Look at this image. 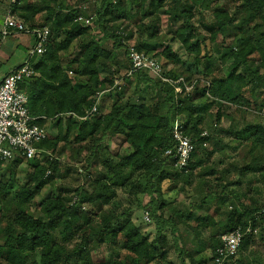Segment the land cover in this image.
I'll use <instances>...</instances> for the list:
<instances>
[{"label": "trees", "instance_id": "trees-1", "mask_svg": "<svg viewBox=\"0 0 264 264\" xmlns=\"http://www.w3.org/2000/svg\"><path fill=\"white\" fill-rule=\"evenodd\" d=\"M81 1L10 0V10L12 14L19 12L23 19L24 30L21 33L33 32L37 35L46 27L50 30L47 51L33 63L36 74L24 82L23 90L29 96L32 114L47 119L70 112L83 115L93 105V97L104 91L98 112L89 121H82L74 115L67 116L64 121L65 135L58 133L51 137L48 133L42 145L48 151L56 152L60 142H67L72 137L73 141L83 144V148L89 151L88 163L97 162L104 171L92 182L91 191L78 188L75 190L78 198L76 196L74 201L72 198L69 202L62 191L57 194L53 189L43 200L38 198L50 180L48 171L59 169L60 161L52 154L29 160L33 168L32 177L14 190L11 178L1 177L0 217L7 218L9 233L0 244V264H160L167 259V251L160 250L164 247L163 232L168 227L180 258L184 253L177 238L180 225L188 227L197 236L210 229L207 244L213 250L210 258L190 256L189 263L181 258L182 264H214V253L222 243V236L237 228L243 231L248 226L260 228L263 238L264 203L254 206L242 204V211L236 207L221 210L224 203L222 197L230 193L234 197L232 204L236 206L239 195L233 190L219 194L211 189L202 198V204H206L204 212L196 213L189 208L172 210L164 198L163 183L169 180L170 188H174L180 179L191 183L189 171L210 161L215 152L225 148L222 137L201 135L205 130L206 113L213 107L218 105V121L224 101L239 108L264 110V96L258 99L255 92L250 98L244 95L245 88L249 86L251 91L258 87L264 89V0H222L223 3H220L221 0H150L149 5L141 9V3L136 7L135 0H129V10L127 0H84L91 4L89 9H83ZM167 4L170 5V20L180 22L176 27L171 25L168 34H172L170 40H178L185 49V60L174 49L172 42L158 44L156 41L160 35L159 12ZM80 16L93 17L102 36L89 34L91 26H84L78 21ZM121 19L131 20L136 31H124L126 35L123 31H115L112 23ZM145 19L149 21L145 22ZM195 19L210 32L208 38L216 43L218 56L211 51L208 39L199 31ZM143 33L147 34L146 38L142 37ZM227 33L233 34L230 43L224 47L217 44L219 36ZM73 42H76L77 51L72 58L66 59L62 52L68 50ZM131 46L177 65L175 71L165 67L164 74L184 77L189 83L196 80L193 89L176 92L174 85L145 70L129 74L132 69ZM159 48H162L161 51H158ZM256 51H260L261 61L257 68H252L249 58ZM228 62L227 72L220 73L219 65ZM241 70L251 74L249 81ZM118 75L125 85L114 86ZM198 75L209 76L210 85L195 78ZM129 85L134 86L131 94H127ZM143 86L147 87L145 94ZM149 90L154 93H149ZM63 119L58 116L54 122L62 125ZM176 119L182 122L185 132L196 144L192 158L183 170L175 167L171 156L166 154L176 144L173 138ZM45 122V119L40 120L42 124ZM235 135L240 145L250 143L251 151L259 148L258 155L251 162L235 167L240 175L236 183H240L249 172L259 173L264 183L263 121L248 123ZM114 137H122V142L116 151H110L109 146L103 145L104 140ZM210 143L212 148H208ZM21 161L16 158L12 160V165L16 166ZM211 173H216V169H211ZM225 175L223 170L222 176ZM207 182L204 179L203 184ZM119 186L128 188L132 194L153 196L148 205L151 206V216L157 222L154 239L151 240L130 221L127 211L116 217L100 212L93 220L83 210L85 202L97 203L101 207L115 203L113 205L117 207L115 187ZM213 206L220 217L210 214ZM164 210L170 212L168 220ZM124 218H127L125 224L122 222ZM87 224L90 230L84 229ZM254 235L253 231L244 235L239 253H244L254 244ZM103 241L122 243L123 258L116 256L111 260L94 261L90 247ZM70 242L74 245L71 246ZM201 242L206 244V239ZM38 251L46 258L44 261L36 259ZM241 263V258L226 262Z\"/></svg>", "mask_w": 264, "mask_h": 264}, {"label": "rangeland", "instance_id": "rangeland-1", "mask_svg": "<svg viewBox=\"0 0 264 264\" xmlns=\"http://www.w3.org/2000/svg\"><path fill=\"white\" fill-rule=\"evenodd\" d=\"M72 2H76V0H70ZM150 0H135L134 4L137 7L138 4L141 5V8L149 5ZM126 6L128 10L130 8V2L127 0ZM220 3H223L221 0ZM83 9H89L91 4L86 1H81L80 4ZM169 4L163 5L160 10L161 20L160 23V35L157 38V43H167L172 42L173 47L178 53H180L183 60L187 58V54L185 53V49L182 48L181 43L176 40L172 41L170 38L172 34H168L169 27L174 24L179 25V21L170 20V11L168 10ZM134 7V5L132 6ZM233 7V3L230 4V8ZM135 8V7H134ZM10 0H0V10L11 13L10 11ZM12 10V9H11ZM19 12H15L13 14L18 19L22 20L19 16ZM145 22L149 21V19H145ZM207 21V19H206ZM194 23L199 27V31L201 34L207 37V41L209 42V46L211 47V51L218 56V49L215 42L211 41L208 37L210 36V32L207 31L203 24H200L198 20H194ZM112 27L117 32H128L133 29L136 31V26L133 24L131 20H118L112 23ZM124 32V33H125ZM234 34V30L232 29ZM32 34V33H31ZM89 34H94L97 37L102 36V32L99 29V26L96 22L90 27ZM233 34L227 33L225 35H220L217 39V44L228 45L230 41L233 39ZM143 37L146 38L147 34L143 33ZM19 38V37H18ZM135 40V39H133ZM22 44L18 42L13 37H10L5 45L8 47V52L5 54H0L3 64L1 66V71L4 72L9 66L14 64L24 63L28 60V56L33 52L31 50L33 48V43L30 38L21 40ZM133 42V41H132ZM223 42V44H222ZM8 43V44H7ZM12 46V47H10ZM162 48H159L158 51H161ZM77 51L76 42H73L71 47L62 52L67 57L74 56ZM6 56V57H5ZM10 56V57H9ZM9 57V58H8ZM33 62L37 61L40 58V55H34ZM155 58L163 64V68L167 67L168 69H172L173 71L178 69V66L172 64L164 57ZM261 61V53L260 51H256L249 58V63L252 68H257L259 62ZM229 62L226 64H220L221 68L220 73L227 72V66ZM242 73H245L246 81H249L251 78L250 73H246L241 70ZM261 72L262 68H261ZM70 73L73 72L70 70ZM119 80L118 85H125L124 81L117 76ZM195 78L200 79L202 82L210 83L209 76L206 75H198ZM143 94L147 90L146 86H143ZM134 86L129 85L127 89V94H131ZM146 88V90H145ZM249 87L245 88L244 95L248 98L252 97L253 92H255L256 98L261 99L264 96L263 88H256L255 90H249ZM264 90V89H263ZM151 92L150 90L148 91ZM109 103V100L106 101V104ZM225 103V104H224ZM217 111L218 105L212 108L211 111L206 113V122L204 125V129L207 130L211 135H218L223 138L226 146L223 150L215 152L212 156L211 160L208 162H203L198 168L189 171L190 182L185 183V180L180 179L178 184L171 187V182L169 180L164 181L163 190H164V198L171 205L172 210L176 209H193L197 212H204L206 210V204H202V198L211 190L214 189L217 193H221V191H225L224 193H229L230 190L235 191L239 195V199H237L236 206L232 204V200L234 197L232 195H226V197H222L224 200L223 206H221V210L233 209L237 208L238 211H242V204L248 206H254L255 204H263L264 203V183L262 181V177L259 173L249 172L245 177L242 178L240 183H236V180L239 179V172L235 170L236 166H242L251 162L252 159L258 155L259 148L251 151V144L243 143L239 144V140L236 139L235 132L240 131L246 124L258 122L260 120L264 123V110L257 111L252 109H247L242 106L241 108L232 106L227 104L226 101L223 102V106L221 107V119L217 120ZM65 119H63L62 125H57L54 121H46L45 127L51 137H55L58 133L61 135H65L66 125L64 124ZM74 139H71L67 142H60L58 150L56 152L50 151V154L55 158L59 159V169L56 172H49L47 174L50 175V180L43 188L42 193L38 197L40 200L45 198V195L50 191L54 190L57 194L62 191L63 195L67 196V201L77 196L75 193L76 189L84 188L86 191H91L93 189L92 182L96 181L98 176H100L103 171L102 168L97 164V162L88 163L86 158L88 157L89 151H87L83 144H77ZM122 142V137H114L112 139L106 138L104 140V144L109 146L110 151H116L119 144ZM123 144V143H122ZM121 144V145H122ZM126 149L125 144H123ZM212 143L209 144L208 148H212ZM198 157V156H197ZM30 161L23 160L18 165L13 166L12 161L2 162L0 164V178L8 177L11 178V186L12 189H16L19 185L27 182L33 173V168L29 164ZM215 168L216 173L212 174L211 169ZM226 171V175L222 176V171ZM202 171L200 174L199 172ZM204 179L208 180L207 183L203 184ZM223 184L224 186H220ZM174 185V184H173ZM117 191V198L115 202L118 204L115 207V203L105 205L103 207L99 206L97 203H89L85 202L83 204V210L86 211L93 220H96L97 216L100 212H107L108 214L116 217L127 211L128 218L132 221L142 233H145L151 240L156 237L157 233V222L151 216L150 205L153 196L147 194H132L129 192L128 188L124 187H115ZM78 198V196H77ZM226 198V199H224ZM78 200V199H77ZM36 207V204L32 202ZM114 204V205H113ZM33 206V208H34ZM1 207V206H0ZM38 210V208H37ZM146 211L149 212V220L145 218ZM39 212V211H38ZM165 219H169L170 212L168 210H164ZM210 214L220 217V213L217 214L215 210V206H213L210 210ZM127 217V216H126ZM127 218L122 220L123 224H125ZM84 229L90 230V225H86ZM9 233V228L7 226V218L0 217V244L4 242L6 235ZM164 237L162 238V244L164 245L163 249L160 251H167L166 260L162 261L160 264H168L169 262L173 264H182V259L185 258V261L189 263L190 256H194L196 258H210L213 255V250L208 246L209 238H210V229L205 230L201 235L197 236L196 233H193L188 227L180 225V232L178 233V243L184 249V253L179 254V250L176 249V245L173 239V235L171 232V228L168 227L163 232ZM262 234L260 233V228L257 229L254 235V244L247 249L244 253H239L236 259L242 260L241 264H248L247 262H251L252 264H264V234L263 238H261ZM202 239H206V244H204ZM214 240V238H212ZM119 240L122 242L121 238ZM71 246L74 245L73 242H70ZM122 244V243H121ZM121 244H111L106 241L98 242L97 245L93 244L91 249V256L94 261H105L111 260L116 256L123 258L124 251L121 247ZM165 249V250H164ZM242 254V255H241ZM183 256V257H182ZM36 259L39 261H44V258L41 255V252L38 251L36 253Z\"/></svg>", "mask_w": 264, "mask_h": 264}, {"label": "built area", "instance_id": "built-area-1", "mask_svg": "<svg viewBox=\"0 0 264 264\" xmlns=\"http://www.w3.org/2000/svg\"><path fill=\"white\" fill-rule=\"evenodd\" d=\"M114 1L116 2L117 0ZM78 21L82 22L84 26H91L93 17L80 16ZM23 30V21L9 13L5 18L1 35L5 38L12 31L21 33ZM31 33L35 36V43L30 59L6 75L0 76V161L3 162L12 161L16 158L27 161L42 159L45 154H50V151L42 145V142L48 137V131L45 123H40V120L54 121L58 116L65 119L69 115H74L78 119L87 122L98 112V104L104 92H99L93 97V105L87 108L83 115L70 112L47 119L45 116L32 114L29 108V96L23 90L24 82L36 74L33 67V56L36 54L41 55L47 51L50 30L46 27L42 31L37 32V35L33 32ZM122 33L125 34L124 32ZM129 56L132 63V69L129 74L136 70H145L150 75L159 77L163 81L174 85L176 92L179 93L191 91L196 83V80L189 83L184 77L175 78L165 75L163 64L155 57L138 50L135 46L130 47ZM1 65L2 60L0 58V67ZM118 84L119 80L116 79L114 86ZM205 84L210 85L209 81L205 82ZM227 104L233 105L230 102H227ZM209 134L207 130H204L201 135L204 137L209 136ZM173 138L176 144L174 148L168 149L166 154L171 156L175 167L183 170L188 166L196 144L192 137L185 132L179 119H176L173 125ZM204 146H207V142H204ZM149 215V212L146 211L145 218L148 220ZM252 231L257 232V229L253 226H248L245 231L242 228H237L224 234L221 245L215 250L214 264H226L229 259L236 258L244 235Z\"/></svg>", "mask_w": 264, "mask_h": 264}, {"label": "crops", "instance_id": "crops-1", "mask_svg": "<svg viewBox=\"0 0 264 264\" xmlns=\"http://www.w3.org/2000/svg\"><path fill=\"white\" fill-rule=\"evenodd\" d=\"M11 11V10H10ZM9 14V13H8ZM7 12H4V11H1L0 10V54L2 55V54H5L6 56H8L6 53L8 52V47H7V45H5V42H7L8 41V39L10 38V37H13V38H15L16 40H18V42L20 43V44H22V42H21V40H22V38L23 39H28V38H30V40H32V45L34 46V43H35V36L33 35V34H31V33H12V34H10V35H8V36H6L5 38H3L2 37V35H1V30H2V28H3V26H4V21H5V18L7 17ZM19 37V38H18ZM143 37V36H142ZM144 38V37H143ZM8 44V43H7ZM10 47H12V46H10ZM31 50H33V48L31 49ZM30 54H32V53H30ZM30 54H29V56H30ZM5 56V57H6ZM29 56H28V58H29ZM10 57V56H9ZM8 57V58H9ZM0 58H1V56H0ZM39 59V58H38ZM38 59H37V61H38ZM1 60H2V58H1ZM36 62V61H35ZM2 64H3V60H2ZM20 64H22V63H19V64H14V65H12V66H9V68H7L6 70H4V72L3 71H1V67H0V76H4V75H6L7 73H9V72H11L12 70H14L15 68H17ZM2 66V65H1Z\"/></svg>", "mask_w": 264, "mask_h": 264}]
</instances>
